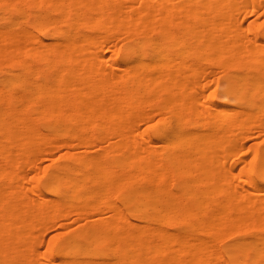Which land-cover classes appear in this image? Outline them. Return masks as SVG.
Returning a JSON list of instances; mask_svg holds the SVG:
<instances>
[{
    "label": "bare ground",
    "instance_id": "bare-ground-1",
    "mask_svg": "<svg viewBox=\"0 0 264 264\" xmlns=\"http://www.w3.org/2000/svg\"><path fill=\"white\" fill-rule=\"evenodd\" d=\"M261 3L0 0V264H46L73 214L49 264H264V43L234 17ZM209 66L235 104L199 102Z\"/></svg>",
    "mask_w": 264,
    "mask_h": 264
},
{
    "label": "rangeland",
    "instance_id": "rangeland-1",
    "mask_svg": "<svg viewBox=\"0 0 264 264\" xmlns=\"http://www.w3.org/2000/svg\"><path fill=\"white\" fill-rule=\"evenodd\" d=\"M234 17L239 18V23H241V25H242V34L248 40H250L252 38H254V39L257 38L259 41L264 43V34H262V32L264 30V3H261L259 5V7L257 9V12L254 13V14L248 13V15L246 16V13L242 12L240 14H235ZM250 23H254L255 25L260 26V27L262 26L261 29L258 31V34H251V32L249 31V24ZM107 55H110L109 51H107ZM210 71L214 72V73H212V74H214L213 77H211L212 75L209 74ZM221 71H222L221 69H218L215 66H213V67L209 66V68H205V70H204L206 75L209 74L208 75L210 77L209 79L205 80V78H202V76H199V75L196 76V79L201 81L202 86H203V84L207 83L206 85H204L205 88H203L204 89L203 93L200 92V94H199V98L198 99H199L200 103H205V101L208 102V100H209V102H214L216 104H228V105L235 104L234 99L231 96L227 97L226 94L224 93V90L226 89V86H227V83H226V75L227 74H226V72L224 73V71H223V73H222ZM222 75L225 76V79H223L224 77L222 78ZM216 77H218V79ZM212 80H214L213 83H212ZM215 80L216 81L218 80L217 83H214V82H216ZM214 84L216 85V87H215ZM206 86L209 89H207ZM212 89H213V92H212ZM209 91H211V93H209L210 96H208V92ZM151 113H153V116L151 115V122H153V123L150 124L151 123V122L149 123L150 120L148 121V123H149L148 126H147V124H144L146 122L140 123L141 124L140 132L144 130V131H147L149 133H152L154 125L157 123L156 120L158 121L160 116L156 112H151ZM152 118H154L155 120L152 119ZM253 130H254V132H251V135L253 134L252 138L250 136V138L245 140L244 147H245V145H246V147L245 148L243 147L244 149L242 150L241 153L250 152L249 151L250 148H248V147H250L251 145H252V147L254 146V147L259 148V149H261L264 146V129L257 126V128L254 127V129H252V131ZM140 141H143L142 138L140 139ZM104 144H106V143H97L94 146L89 147L88 150L94 151V150L98 149V147H100V145L103 146ZM82 150L83 149H81L80 147H77L73 151L74 152H79V151H82ZM65 151H66V149L54 150V151H51V152H47V151L44 150L37 157L33 158L34 166H33L32 169H28V167L26 165L23 166L24 172L21 174L23 176L22 182H23V185L25 186V188L29 189V192H33L31 190L32 189V184H31L30 180L31 179L32 180L33 179H38L39 178L38 174L40 172H42V171H45L46 169L48 170L50 165H52L57 160L59 155L61 153L65 152ZM250 155L251 154L248 153V157H250ZM245 164L246 163H243V162L242 163H238V165L236 164V167H234L235 168L234 171H233L234 172V177H233V180H232L234 185H241V186L244 185V182L240 178V174L239 173L241 171L247 169L246 168L247 165H245ZM228 166L229 165H227V167ZM263 191H259L258 193H262ZM113 196H114L113 199H115V195H113ZM106 215H108V214H106ZM106 215L104 214V216H106ZM76 219H78V217L73 214L69 221L62 220V221L59 222V224L60 225H65V227H67V229L68 228L69 229H74V228H76V227H78L80 225V222L84 223L86 221V219L82 220L78 224L75 221ZM58 225H57L58 228H56L54 230H49L47 232L46 231L43 232L44 244L40 247V251H39V253H40L39 257H41L40 259H41V261L43 263L49 264V261H47L43 257H45V255L48 254L47 242L49 241L51 236L53 234L58 233V232H64L65 230H67L64 227H59Z\"/></svg>",
    "mask_w": 264,
    "mask_h": 264
}]
</instances>
